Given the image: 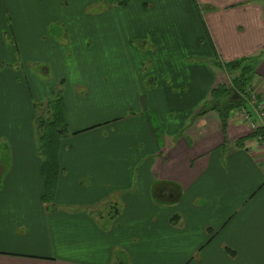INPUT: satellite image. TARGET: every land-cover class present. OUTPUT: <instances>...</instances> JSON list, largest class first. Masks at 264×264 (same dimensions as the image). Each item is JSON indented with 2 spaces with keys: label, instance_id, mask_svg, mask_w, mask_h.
<instances>
[{
  "label": "crops",
  "instance_id": "1",
  "mask_svg": "<svg viewBox=\"0 0 264 264\" xmlns=\"http://www.w3.org/2000/svg\"><path fill=\"white\" fill-rule=\"evenodd\" d=\"M6 1L0 59H11L13 50L23 63L47 58L44 24L57 18L49 7L58 1ZM99 2L106 51L114 45L132 75L117 65L112 87L99 75L82 84L83 95L65 88V117L80 133L62 141L53 197L45 195L33 90L26 93L14 70L0 73V139L11 148L0 158V264H115L119 252L129 264H264V147L251 127L264 123L256 114L264 108V0L81 5ZM25 20L43 31L27 34ZM138 39L142 46L133 45ZM133 56H141L138 63ZM249 56L257 59L258 96L246 107L252 117L234 109L224 128L218 111L200 114L214 87L231 84L212 60ZM78 71L91 78L86 66ZM113 100L137 111L107 123L100 104ZM110 203L121 208L108 224L96 215ZM177 214L180 221L172 223Z\"/></svg>",
  "mask_w": 264,
  "mask_h": 264
},
{
  "label": "rangeland",
  "instance_id": "2",
  "mask_svg": "<svg viewBox=\"0 0 264 264\" xmlns=\"http://www.w3.org/2000/svg\"><path fill=\"white\" fill-rule=\"evenodd\" d=\"M57 1V3L53 4V7H49L50 11H54L53 14H55L57 18L50 23L44 24L45 26L49 24V30L43 35L41 40V44H48L47 47L50 48L49 50L51 53L47 55V58H45V56L33 55L27 57L26 61L23 63L19 54L16 52L14 53L13 49L17 47V43L16 40L13 39L11 40V49L15 55H12L11 59L5 57L4 59H0V73L8 72L9 69L14 70L19 74L20 80L18 82L22 83L23 86L25 85L24 88L26 93L28 92L30 94V88H32L33 96L30 98L35 101L34 105L36 109H40L42 106L40 104H46L56 93L60 91L63 93L65 88L68 90V95H70L71 92H81L83 95L85 87L82 84H90L91 79L97 80L99 75H101L100 78L102 80L106 81L105 86L109 85L112 87L115 81L119 79L121 73L120 70L116 69L119 68L117 65L128 68L127 74L129 78L130 75H132V66H126L131 63L125 60V56L121 55L117 49H114L116 48L114 45L108 48V52L106 51V47L102 41V31L98 29L99 14H101L100 7L102 6L101 2L94 8L88 7L84 9L81 5L83 0ZM10 4L12 10V2ZM15 5L16 2L13 8H15ZM0 9H2L5 14L8 12L6 0H0ZM33 9L32 6L28 5L24 8L26 11H33ZM200 9L205 13V9L202 7H200ZM32 13L33 12H31V14ZM110 24V22H107V25ZM38 27L39 24H33L27 20L22 24V30L27 34L31 31H43ZM9 31H13L11 23L9 25ZM9 31H5L4 33L8 35ZM62 31L64 33L63 36H58ZM110 41L118 45V42ZM144 42V40L138 39L133 42V45L137 47L142 46ZM13 56L15 62H13ZM133 58L135 59V63H138L141 56H133ZM81 65L86 66L87 73L91 75V78L86 77L87 74H84V77H82L81 73L78 71ZM124 73L125 72L122 74ZM29 85L31 86L29 87ZM149 86H152V84ZM10 93L12 95L14 92L10 91ZM254 94L258 96L255 89ZM45 110L41 113L47 116ZM100 110L104 113L107 123L110 124L116 122L117 119L120 120L119 117L121 115L129 116L137 111L132 104L121 103L114 100L110 103L100 104ZM146 118L147 120L149 119L147 116ZM71 126L74 127L73 123H71ZM68 127L69 130H71L70 125H68ZM8 142L7 138L0 139L1 159H3V155L7 153L5 147L8 145L10 149ZM115 199L118 200V197L114 196L111 201H115ZM117 206L119 208V205ZM105 209L111 211L108 209L107 204ZM106 210H103L104 215L98 212L96 217L99 221L104 222L105 220L106 223L111 224L114 219L107 214ZM121 253L122 252H119L117 259ZM115 264H117V261Z\"/></svg>",
  "mask_w": 264,
  "mask_h": 264
},
{
  "label": "trees",
  "instance_id": "3",
  "mask_svg": "<svg viewBox=\"0 0 264 264\" xmlns=\"http://www.w3.org/2000/svg\"><path fill=\"white\" fill-rule=\"evenodd\" d=\"M121 6H126L131 0H112ZM212 63L227 72L230 76L231 84L218 85L211 90L210 99L207 100L200 114H205L208 111H218L223 119V126L225 128L226 121L231 111L239 109L241 107H248V102L256 100L254 94V78L255 67L257 59L254 56L244 57L231 61H222L219 59H213ZM42 105L40 109H36L35 119V133L37 141L38 153L43 159L42 161V173L46 179V193L47 197H53L56 191V182L60 173L63 172V167L60 163V152L64 147L63 139L70 134H78L80 131L71 132L68 127V123L65 117V103L62 92L56 93L46 104ZM46 109V110H45ZM47 113L45 116L43 112ZM144 116L149 118V122H152V115L149 111L144 112ZM147 119V118H146ZM263 130H258L254 133L257 135ZM6 151L11 154V148L8 145L5 147ZM156 189V188H155ZM107 207L111 211H107V214L116 219L120 213V207L114 203ZM106 208V207H105ZM99 213L104 215L103 211ZM180 221V215H174L171 218L172 223ZM227 251H231L227 248ZM232 252V251H231ZM117 264H128L127 255L122 252L117 259Z\"/></svg>",
  "mask_w": 264,
  "mask_h": 264
},
{
  "label": "built area",
  "instance_id": "4",
  "mask_svg": "<svg viewBox=\"0 0 264 264\" xmlns=\"http://www.w3.org/2000/svg\"><path fill=\"white\" fill-rule=\"evenodd\" d=\"M239 109H240V111L243 113L244 116H247V117L250 116V117H252V116L250 115L251 112H250V110H249L248 108H246V107H241V108H239ZM256 114H259L260 118L262 117V119H263V121H264V108H263L262 105L259 106V107L256 109ZM251 127H252V129L254 130V132H256V131H258V130L261 131V128L264 129V123H263L262 125L258 126L255 122H252V123H251ZM257 136H258V138H259V142H260V144L262 143V146L264 147V133L259 132Z\"/></svg>",
  "mask_w": 264,
  "mask_h": 264
}]
</instances>
